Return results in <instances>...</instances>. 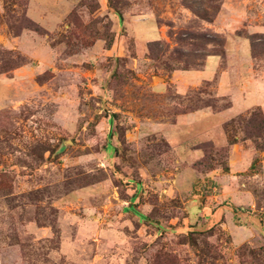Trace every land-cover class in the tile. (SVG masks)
<instances>
[{"label":"rangeland","instance_id":"obj_1","mask_svg":"<svg viewBox=\"0 0 264 264\" xmlns=\"http://www.w3.org/2000/svg\"><path fill=\"white\" fill-rule=\"evenodd\" d=\"M0 264H264V0H0Z\"/></svg>","mask_w":264,"mask_h":264},{"label":"trees","instance_id":"obj_2","mask_svg":"<svg viewBox=\"0 0 264 264\" xmlns=\"http://www.w3.org/2000/svg\"><path fill=\"white\" fill-rule=\"evenodd\" d=\"M214 11H216V9H215V8L213 9L212 13H214ZM231 142H233V141H230V143H231Z\"/></svg>","mask_w":264,"mask_h":264}]
</instances>
